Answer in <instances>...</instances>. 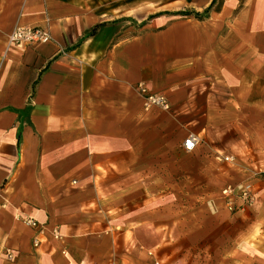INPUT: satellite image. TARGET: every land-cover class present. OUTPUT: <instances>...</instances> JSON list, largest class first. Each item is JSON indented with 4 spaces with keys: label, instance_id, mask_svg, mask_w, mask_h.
Wrapping results in <instances>:
<instances>
[{
    "label": "crops",
    "instance_id": "obj_1",
    "mask_svg": "<svg viewBox=\"0 0 264 264\" xmlns=\"http://www.w3.org/2000/svg\"><path fill=\"white\" fill-rule=\"evenodd\" d=\"M263 159L264 0H0V264H264Z\"/></svg>",
    "mask_w": 264,
    "mask_h": 264
},
{
    "label": "built area",
    "instance_id": "obj_2",
    "mask_svg": "<svg viewBox=\"0 0 264 264\" xmlns=\"http://www.w3.org/2000/svg\"><path fill=\"white\" fill-rule=\"evenodd\" d=\"M51 40L52 37L48 30L37 26L16 25L8 35L7 45L8 47L15 45L32 46L39 43H48ZM137 90L143 98L144 107L146 109L159 108L163 111L170 110V102L166 95L153 92L144 83H139ZM199 142V136L191 134L184 141L183 147L186 151L191 152L196 148ZM220 160L225 163L233 164L235 162V157L224 156L220 158ZM73 183L75 184L76 182L74 181ZM222 195L232 211H245L252 208L256 201L254 188L251 183H245L240 188L229 185L222 191ZM237 201L240 203L239 205H236ZM23 222L25 225L37 230V236L34 238V246L38 247L41 243L39 236L43 233V227L31 217L24 218ZM53 234L56 239L59 238V232L57 230H54ZM6 257L8 260L13 259V254L10 250L6 251Z\"/></svg>",
    "mask_w": 264,
    "mask_h": 264
},
{
    "label": "trees",
    "instance_id": "obj_3",
    "mask_svg": "<svg viewBox=\"0 0 264 264\" xmlns=\"http://www.w3.org/2000/svg\"><path fill=\"white\" fill-rule=\"evenodd\" d=\"M177 15H184V16H187V15H190L188 12H180V13H178Z\"/></svg>",
    "mask_w": 264,
    "mask_h": 264
},
{
    "label": "rangeland",
    "instance_id": "obj_4",
    "mask_svg": "<svg viewBox=\"0 0 264 264\" xmlns=\"http://www.w3.org/2000/svg\"><path fill=\"white\" fill-rule=\"evenodd\" d=\"M96 1V0H95Z\"/></svg>",
    "mask_w": 264,
    "mask_h": 264
}]
</instances>
